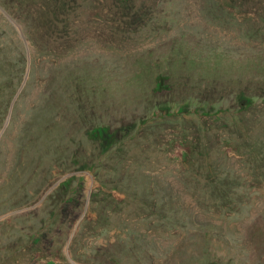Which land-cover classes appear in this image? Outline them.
<instances>
[{"label": "rangeland", "instance_id": "1", "mask_svg": "<svg viewBox=\"0 0 264 264\" xmlns=\"http://www.w3.org/2000/svg\"><path fill=\"white\" fill-rule=\"evenodd\" d=\"M0 264H264V0H0Z\"/></svg>", "mask_w": 264, "mask_h": 264}, {"label": "trees", "instance_id": "2", "mask_svg": "<svg viewBox=\"0 0 264 264\" xmlns=\"http://www.w3.org/2000/svg\"><path fill=\"white\" fill-rule=\"evenodd\" d=\"M238 105L240 106V109L243 107L248 108L252 104H254V97H256L254 94H246L245 92H240L238 95Z\"/></svg>", "mask_w": 264, "mask_h": 264}]
</instances>
